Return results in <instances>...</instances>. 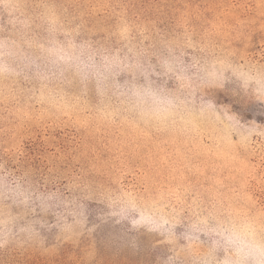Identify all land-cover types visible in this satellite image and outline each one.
Listing matches in <instances>:
<instances>
[{"label": "rangeland", "instance_id": "374dc122", "mask_svg": "<svg viewBox=\"0 0 264 264\" xmlns=\"http://www.w3.org/2000/svg\"><path fill=\"white\" fill-rule=\"evenodd\" d=\"M0 264H264V0H0Z\"/></svg>", "mask_w": 264, "mask_h": 264}]
</instances>
